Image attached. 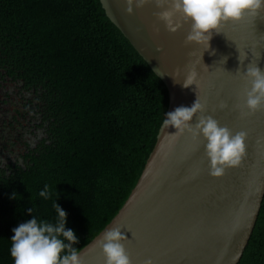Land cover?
Returning a JSON list of instances; mask_svg holds the SVG:
<instances>
[{"label":"trees","instance_id":"trees-1","mask_svg":"<svg viewBox=\"0 0 264 264\" xmlns=\"http://www.w3.org/2000/svg\"><path fill=\"white\" fill-rule=\"evenodd\" d=\"M0 82L13 85L0 93V105L13 99L0 144V264H14L13 229L57 222L55 203L80 251L140 177L166 85L101 0H0ZM238 264H264V197Z\"/></svg>","mask_w":264,"mask_h":264},{"label":"water","instance_id":"water-1","mask_svg":"<svg viewBox=\"0 0 264 264\" xmlns=\"http://www.w3.org/2000/svg\"><path fill=\"white\" fill-rule=\"evenodd\" d=\"M110 20L163 80L168 108L191 107L199 96L207 112L233 134L246 131L247 157L239 168L212 177L203 137L174 136V127L159 129L155 146L126 201L104 229L79 252L82 264H106L98 241L106 230L120 227L128 239L124 245L132 264H238L253 232L264 197V110L248 111L245 87L237 74L239 52L247 59L243 69L260 53L264 71V12L239 23L221 26L211 48L185 43L190 24L176 33L157 20L154 3L126 12L125 0H101ZM159 29V33L156 29ZM215 52V55L212 52ZM203 57V60H202ZM228 57L223 64V58ZM207 66V68L205 67ZM198 73L196 85L183 86L189 72ZM179 70V74H177ZM225 70V71H224ZM176 79V82L174 78ZM221 101L228 108L219 109ZM240 106V107H238ZM215 109V110H214ZM198 120L194 118L193 124Z\"/></svg>","mask_w":264,"mask_h":264},{"label":"clouds","instance_id":"clouds-1","mask_svg":"<svg viewBox=\"0 0 264 264\" xmlns=\"http://www.w3.org/2000/svg\"><path fill=\"white\" fill-rule=\"evenodd\" d=\"M125 3L128 15H133L134 9H143L148 4L154 3L161 9L155 14L157 20L163 22L170 33H176L184 24H190L186 45H200L205 51L210 50L213 35L221 34L220 29L223 24L239 23L247 15L259 17L261 12H264V0H125ZM156 32L159 33L158 28ZM237 49L241 67L236 73L242 75L250 85L245 87L243 93L246 96V104L243 107L248 111H241V115H255L264 110V71L258 66L260 53L254 54L255 59L248 64L245 72L242 69L247 55L238 47ZM212 54L215 55V52L213 51ZM227 59L228 57L222 59L223 64ZM157 69L160 68L154 71ZM197 77L198 73L193 68L183 82V86L188 88L193 84L196 85ZM174 80L176 81L175 78ZM218 107L224 110L228 108V104L226 101H221ZM206 112V103H201L197 95V100L191 107H177L173 112L168 113L163 126L174 127L176 132L173 135L177 137L188 133L194 139L200 140L202 136L207 142L205 155L210 161L209 174L214 178H221L226 174V170L242 166L247 157L248 133L239 131L233 134L228 127L220 126L219 121L213 116L205 115ZM197 117V122L193 124L194 118ZM39 195L45 199L49 197L47 185ZM54 207L58 214L55 224L46 221L38 223L33 217L13 229L10 253L14 264H82L80 252L73 247V244L78 242L76 235L72 230H66L67 213L57 203ZM29 212L31 214L32 209ZM127 242L128 239L122 234L120 227L110 228L103 233L98 244L106 258V264H132L124 246ZM66 250L67 254H64ZM144 264H153V261L149 258Z\"/></svg>","mask_w":264,"mask_h":264},{"label":"flooded vegetation","instance_id":"flooded-vegetation-1","mask_svg":"<svg viewBox=\"0 0 264 264\" xmlns=\"http://www.w3.org/2000/svg\"><path fill=\"white\" fill-rule=\"evenodd\" d=\"M10 85L13 86L10 82H0V93H3V95H4L5 94L4 91H6ZM2 87H3V90L1 89ZM4 87H6V88L4 89ZM5 99H7V98L6 97L4 98L3 96H0V104L2 102H4ZM8 101L9 102L6 103L5 105L4 104L0 105V113H4L5 108H10L11 107L10 105L13 102V99L12 100H8ZM7 120L8 119H5V120L0 119V126H2V127H0V137H1V134H2V130H3V123H5V125L9 128V122H7Z\"/></svg>","mask_w":264,"mask_h":264},{"label":"rangeland","instance_id":"rangeland-1","mask_svg":"<svg viewBox=\"0 0 264 264\" xmlns=\"http://www.w3.org/2000/svg\"><path fill=\"white\" fill-rule=\"evenodd\" d=\"M8 109H10V108H5L4 113H0V119H2V120L7 119V117L9 116V110H8ZM0 127H2V126H0ZM11 134H13V133H10L9 136H10ZM8 138H9V137H8ZM6 141H7V140H5V139L3 138V136L1 135V137H0V144L3 146L4 144H6V143H5ZM6 154H8V153H6Z\"/></svg>","mask_w":264,"mask_h":264}]
</instances>
